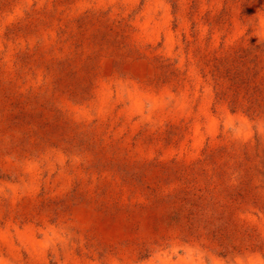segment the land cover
<instances>
[{
    "label": "rangeland",
    "instance_id": "obj_1",
    "mask_svg": "<svg viewBox=\"0 0 264 264\" xmlns=\"http://www.w3.org/2000/svg\"><path fill=\"white\" fill-rule=\"evenodd\" d=\"M0 264H264V0H0Z\"/></svg>",
    "mask_w": 264,
    "mask_h": 264
}]
</instances>
